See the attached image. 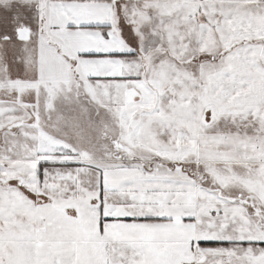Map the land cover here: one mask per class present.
Returning a JSON list of instances; mask_svg holds the SVG:
<instances>
[{
	"label": "snow or ice",
	"instance_id": "1",
	"mask_svg": "<svg viewBox=\"0 0 264 264\" xmlns=\"http://www.w3.org/2000/svg\"><path fill=\"white\" fill-rule=\"evenodd\" d=\"M0 264H264V0H0Z\"/></svg>",
	"mask_w": 264,
	"mask_h": 264
}]
</instances>
